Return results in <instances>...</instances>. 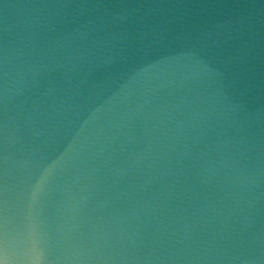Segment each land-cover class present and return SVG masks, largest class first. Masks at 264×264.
Returning a JSON list of instances; mask_svg holds the SVG:
<instances>
[{
    "label": "water",
    "instance_id": "obj_1",
    "mask_svg": "<svg viewBox=\"0 0 264 264\" xmlns=\"http://www.w3.org/2000/svg\"><path fill=\"white\" fill-rule=\"evenodd\" d=\"M0 264H264V0H0Z\"/></svg>",
    "mask_w": 264,
    "mask_h": 264
}]
</instances>
